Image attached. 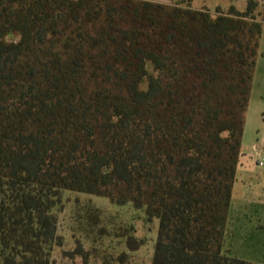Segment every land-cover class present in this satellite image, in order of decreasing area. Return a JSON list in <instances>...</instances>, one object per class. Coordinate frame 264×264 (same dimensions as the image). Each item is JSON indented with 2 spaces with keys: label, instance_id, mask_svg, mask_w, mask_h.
<instances>
[{
  "label": "trees",
  "instance_id": "trees-1",
  "mask_svg": "<svg viewBox=\"0 0 264 264\" xmlns=\"http://www.w3.org/2000/svg\"><path fill=\"white\" fill-rule=\"evenodd\" d=\"M263 22L258 0H0V264H52L66 191L158 218L151 264H264L225 250Z\"/></svg>",
  "mask_w": 264,
  "mask_h": 264
},
{
  "label": "rangeland",
  "instance_id": "rangeland-1",
  "mask_svg": "<svg viewBox=\"0 0 264 264\" xmlns=\"http://www.w3.org/2000/svg\"><path fill=\"white\" fill-rule=\"evenodd\" d=\"M176 2L182 0H162ZM196 9L228 10L232 5L245 10L249 0H184ZM264 5V0H258ZM256 153L255 147H257ZM242 155L234 184L226 227L225 250L252 262L264 263V22L245 113ZM99 209L100 218L90 228L87 208ZM58 234L62 245L55 246L52 264H151L159 220L149 219L145 208L129 201L119 204L110 197L76 191L64 193V206L58 214ZM142 241L130 249L129 237ZM82 248L83 253L76 251ZM124 255V261L120 256Z\"/></svg>",
  "mask_w": 264,
  "mask_h": 264
},
{
  "label": "built area",
  "instance_id": "built-area-1",
  "mask_svg": "<svg viewBox=\"0 0 264 264\" xmlns=\"http://www.w3.org/2000/svg\"><path fill=\"white\" fill-rule=\"evenodd\" d=\"M257 148H258V146L255 147L256 153H258V155H260V153L258 152ZM257 164H258L259 166H264V158H259V159L257 160Z\"/></svg>",
  "mask_w": 264,
  "mask_h": 264
},
{
  "label": "crops",
  "instance_id": "crops-1",
  "mask_svg": "<svg viewBox=\"0 0 264 264\" xmlns=\"http://www.w3.org/2000/svg\"><path fill=\"white\" fill-rule=\"evenodd\" d=\"M155 1H162V0H155ZM233 198V197H232Z\"/></svg>",
  "mask_w": 264,
  "mask_h": 264
}]
</instances>
